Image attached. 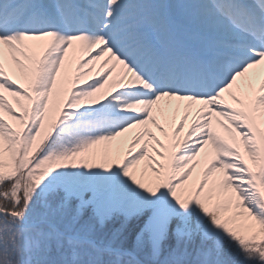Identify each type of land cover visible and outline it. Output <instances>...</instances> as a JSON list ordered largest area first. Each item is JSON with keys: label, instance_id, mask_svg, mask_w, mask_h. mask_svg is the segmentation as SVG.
<instances>
[{"label": "snow or ice", "instance_id": "obj_1", "mask_svg": "<svg viewBox=\"0 0 264 264\" xmlns=\"http://www.w3.org/2000/svg\"><path fill=\"white\" fill-rule=\"evenodd\" d=\"M0 264H264V0H0Z\"/></svg>", "mask_w": 264, "mask_h": 264}, {"label": "bare ground", "instance_id": "obj_2", "mask_svg": "<svg viewBox=\"0 0 264 264\" xmlns=\"http://www.w3.org/2000/svg\"><path fill=\"white\" fill-rule=\"evenodd\" d=\"M190 120H191V117H190Z\"/></svg>", "mask_w": 264, "mask_h": 264}, {"label": "rangeland", "instance_id": "obj_3", "mask_svg": "<svg viewBox=\"0 0 264 264\" xmlns=\"http://www.w3.org/2000/svg\"><path fill=\"white\" fill-rule=\"evenodd\" d=\"M95 73H93V75H94Z\"/></svg>", "mask_w": 264, "mask_h": 264}]
</instances>
